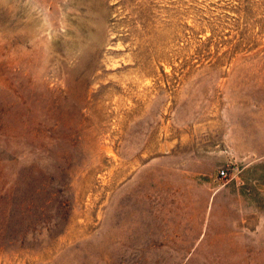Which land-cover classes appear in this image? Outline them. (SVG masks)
Masks as SVG:
<instances>
[{"label": "rangeland", "instance_id": "rangeland-1", "mask_svg": "<svg viewBox=\"0 0 264 264\" xmlns=\"http://www.w3.org/2000/svg\"><path fill=\"white\" fill-rule=\"evenodd\" d=\"M0 264H264V0H0Z\"/></svg>", "mask_w": 264, "mask_h": 264}, {"label": "built area", "instance_id": "built-area-1", "mask_svg": "<svg viewBox=\"0 0 264 264\" xmlns=\"http://www.w3.org/2000/svg\"><path fill=\"white\" fill-rule=\"evenodd\" d=\"M220 176H225L223 171L220 172Z\"/></svg>", "mask_w": 264, "mask_h": 264}, {"label": "bare ground", "instance_id": "bare-ground-1", "mask_svg": "<svg viewBox=\"0 0 264 264\" xmlns=\"http://www.w3.org/2000/svg\"><path fill=\"white\" fill-rule=\"evenodd\" d=\"M83 49H81V51H82Z\"/></svg>", "mask_w": 264, "mask_h": 264}]
</instances>
